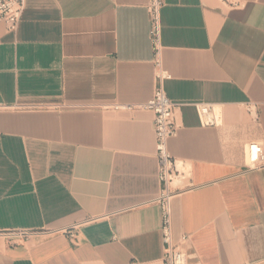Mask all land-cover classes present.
I'll return each instance as SVG.
<instances>
[{"label":"crops","instance_id":"crops-1","mask_svg":"<svg viewBox=\"0 0 264 264\" xmlns=\"http://www.w3.org/2000/svg\"><path fill=\"white\" fill-rule=\"evenodd\" d=\"M147 2L26 0L15 34L0 24V264H162L153 115L101 107L152 97ZM161 27L174 240L189 264H264L245 159L264 147V0H165Z\"/></svg>","mask_w":264,"mask_h":264},{"label":"built area","instance_id":"built-area-1","mask_svg":"<svg viewBox=\"0 0 264 264\" xmlns=\"http://www.w3.org/2000/svg\"><path fill=\"white\" fill-rule=\"evenodd\" d=\"M165 0H148L145 9L148 16L149 31L148 40L153 52L155 87L152 97L138 104H109L102 105L106 110L112 111H147L153 115V132L155 138V159L157 166V176L162 183L160 195L156 203L160 209V243L162 247V264H189L184 252V245L187 237L181 236L178 241L174 240L172 231L171 204L179 188L172 186L174 179L179 177L180 171L177 162L170 156L167 143L170 138L176 136L179 125L175 119V111L178 106L166 95L162 83L170 78L168 73L162 69L161 64V10ZM26 5V0H0V24H3L5 32L15 34L18 30L22 14ZM44 109L57 110L58 105H47ZM8 107L0 106L1 110ZM246 109L252 113V104H247ZM210 107L199 108V115L207 117ZM245 159L247 169H264V147L259 143H250L245 147ZM69 230H74L73 228ZM68 233V232H67ZM24 237L25 232L18 233ZM70 239L74 235L69 233Z\"/></svg>","mask_w":264,"mask_h":264},{"label":"bare ground","instance_id":"bare-ground-1","mask_svg":"<svg viewBox=\"0 0 264 264\" xmlns=\"http://www.w3.org/2000/svg\"><path fill=\"white\" fill-rule=\"evenodd\" d=\"M176 181H177V179H174V181L172 183V186H175L176 185Z\"/></svg>","mask_w":264,"mask_h":264}]
</instances>
